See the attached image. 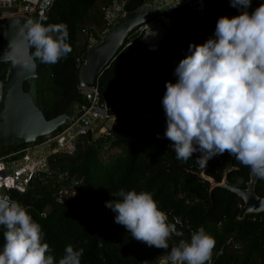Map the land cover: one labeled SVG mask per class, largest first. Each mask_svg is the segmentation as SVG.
I'll list each match as a JSON object with an SVG mask.
<instances>
[{
	"label": "trees",
	"instance_id": "1",
	"mask_svg": "<svg viewBox=\"0 0 264 264\" xmlns=\"http://www.w3.org/2000/svg\"><path fill=\"white\" fill-rule=\"evenodd\" d=\"M100 1L55 0L42 16L47 17L46 24L67 25L72 47L68 57L54 65L37 61L36 94L46 119L84 103L77 75L81 54L92 46L91 32L102 36L106 31L102 6L122 0ZM143 2L124 0L123 9L133 11ZM204 2L202 16L185 4L165 10L169 24L154 50L137 29L130 33L97 77L100 101L111 104L109 113L114 118L109 134L94 130L91 139H75L72 154H50L48 173L31 176L27 189L20 192L18 202L41 225L57 261L67 245L84 249L82 264H157L167 255L164 249L133 239L114 222V213L105 202L116 199L115 193L123 188L152 193L169 222L183 233L172 236L169 249L203 227L216 241L212 264H264V214H246L240 219L243 200L229 190L211 187L212 180L221 183L226 179L244 189L250 170L228 153L209 160L206 167L197 163L198 153L187 162L178 161L171 142L163 136L165 85L175 83L174 70L187 55L189 45L203 44L211 37L220 17L240 14L230 6V0ZM261 3L264 0H252L249 12ZM29 18L37 19L33 15ZM7 71L8 64L1 63V81H5ZM28 89L25 83L24 90ZM147 114L150 117L144 122ZM27 146L15 143L3 154ZM75 180L79 181L75 195L59 201L60 186ZM255 195L264 197V179L257 177ZM3 242L0 229V246Z\"/></svg>",
	"mask_w": 264,
	"mask_h": 264
},
{
	"label": "clouds",
	"instance_id": "2",
	"mask_svg": "<svg viewBox=\"0 0 264 264\" xmlns=\"http://www.w3.org/2000/svg\"><path fill=\"white\" fill-rule=\"evenodd\" d=\"M54 2L47 0L49 6ZM230 6L240 14L220 17L211 37L190 44L174 70L175 83L166 82L163 136L178 161L187 162L198 153L197 163L206 167L209 160L228 153L264 179V3L251 12L252 0H230ZM46 19L29 18L19 27L20 43L27 50L23 59L13 54L10 41L11 50L0 61L31 73L37 61L54 65L66 59L72 52L68 27L46 24ZM115 197L105 202L114 222L133 239L164 249L163 264H212L216 241L203 227L169 249L172 236L183 233L169 222L152 193L121 188ZM0 229V264H82L84 249L72 245L57 261L41 225L8 195H0Z\"/></svg>",
	"mask_w": 264,
	"mask_h": 264
},
{
	"label": "water",
	"instance_id": "3",
	"mask_svg": "<svg viewBox=\"0 0 264 264\" xmlns=\"http://www.w3.org/2000/svg\"><path fill=\"white\" fill-rule=\"evenodd\" d=\"M160 0H144L142 5L133 11L122 10V13L112 26L99 37L93 32L90 37L94 44L81 54V65L78 69L80 89H94L97 87V77L116 56L118 50L125 45L127 37L140 26L150 23L157 18ZM23 24L19 18L0 20V58L6 51H10V41H13L14 55L23 59L27 50L20 43L18 29ZM8 64L6 79L3 84L0 100V153L9 151L16 144H34L39 139L60 132L67 120L73 114L74 108L66 113L46 119L38 106L36 83L37 68L35 72H28L20 66ZM27 84L28 91L24 90ZM92 130L87 137L91 139ZM257 177L250 173V181L246 188L239 189L224 179L221 183L211 181V187H219L238 195L243 200L239 218L246 214H264V197L255 195ZM10 198L19 201L20 193L11 191Z\"/></svg>",
	"mask_w": 264,
	"mask_h": 264
},
{
	"label": "built area",
	"instance_id": "4",
	"mask_svg": "<svg viewBox=\"0 0 264 264\" xmlns=\"http://www.w3.org/2000/svg\"><path fill=\"white\" fill-rule=\"evenodd\" d=\"M184 4L194 10L198 16L203 15L205 10L204 0H186ZM123 5L124 0L115 1L112 4L102 6L101 10L106 30L109 29L120 16ZM178 6L168 7L166 12ZM49 7L47 0H0V20L8 18L26 20L31 15L39 19L45 14ZM12 8L13 10H10ZM158 16H160V19L157 22L152 20L150 23L139 27L141 29L139 32L143 34V40L148 45L149 49L155 48L156 44L153 45L154 40L156 39V42H158L164 32L160 34L158 27L163 24V29L165 30L166 26L169 24V18L166 15L158 14ZM153 26L156 27V30L152 33L151 29ZM83 32L86 31L83 30ZM90 43L91 45L94 44L92 38H90ZM3 84L4 81L0 80V100L2 97ZM80 90L84 96V103L75 106L72 116L69 117L60 132L48 136L45 141L36 142L12 153L0 156V195L10 196L11 191L20 193L26 190L31 176H38L42 172L48 173L49 168L47 159L50 154L56 152L72 154L75 151V139L79 136H87L88 131L92 130L94 123H100L103 132L109 134L114 125V118L109 113L111 104L107 101H100L98 87ZM46 145L50 147V154H38L37 151L41 150ZM18 156L21 157L17 158ZM78 186L79 181L77 180L68 185H61L57 196L58 200L66 201L73 197ZM163 260L164 257H162L157 264H163Z\"/></svg>",
	"mask_w": 264,
	"mask_h": 264
},
{
	"label": "crops",
	"instance_id": "5",
	"mask_svg": "<svg viewBox=\"0 0 264 264\" xmlns=\"http://www.w3.org/2000/svg\"><path fill=\"white\" fill-rule=\"evenodd\" d=\"M186 2V0H181V4H184ZM177 3H179V0H160V3H159V8H158V12L159 13H165V10L168 8V7H172L174 5H176ZM155 26H153V28L151 29V32H155ZM160 40V39H159ZM157 40L155 39L154 40V44H157L158 42H156ZM156 46V45H155ZM94 126H98L96 129H93ZM93 127H92V133L94 130H97V129H102L100 127V125H95V123L93 124ZM101 131V130H100ZM38 154H46V155H49L50 154V147L48 146H44L41 150H38L37 151Z\"/></svg>",
	"mask_w": 264,
	"mask_h": 264
},
{
	"label": "rangeland",
	"instance_id": "6",
	"mask_svg": "<svg viewBox=\"0 0 264 264\" xmlns=\"http://www.w3.org/2000/svg\"><path fill=\"white\" fill-rule=\"evenodd\" d=\"M103 1H105V0L100 1L99 4H100L101 2H103ZM97 7H98V4H97ZM10 10H13V8L10 9ZM162 14H165V13H162ZM159 19H160V16H157V18H155L154 21L157 22ZM163 26H164V25L161 24V26L158 27V29L160 30V34L164 31ZM155 30H156V29H155ZM137 31H141V29L138 28ZM157 32H159V31H157ZM162 34H163V33H162ZM80 37L83 38L84 36H83V35H80ZM149 117H150V115L147 114V116H146L144 122H146V121L149 119ZM144 122H143V123H144ZM95 125H100V123H96ZM97 127H98V126H94L93 129H96ZM100 130H101V131H100ZM100 130H99L100 132H103V129H100ZM46 138H47V137L43 138L41 141H45ZM46 146H47V145H46Z\"/></svg>",
	"mask_w": 264,
	"mask_h": 264
}]
</instances>
